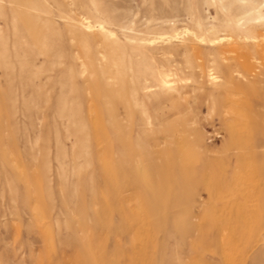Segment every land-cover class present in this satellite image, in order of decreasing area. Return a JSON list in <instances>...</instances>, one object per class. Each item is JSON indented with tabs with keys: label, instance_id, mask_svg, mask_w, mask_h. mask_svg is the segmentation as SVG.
Segmentation results:
<instances>
[{
	"label": "rangeland",
	"instance_id": "obj_1",
	"mask_svg": "<svg viewBox=\"0 0 264 264\" xmlns=\"http://www.w3.org/2000/svg\"><path fill=\"white\" fill-rule=\"evenodd\" d=\"M0 264H264V0H0Z\"/></svg>",
	"mask_w": 264,
	"mask_h": 264
}]
</instances>
